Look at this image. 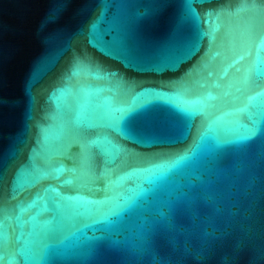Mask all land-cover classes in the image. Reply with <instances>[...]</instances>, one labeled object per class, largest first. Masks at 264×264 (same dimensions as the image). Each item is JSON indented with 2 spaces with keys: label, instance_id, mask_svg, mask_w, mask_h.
I'll return each mask as SVG.
<instances>
[{
  "label": "water",
  "instance_id": "obj_1",
  "mask_svg": "<svg viewBox=\"0 0 264 264\" xmlns=\"http://www.w3.org/2000/svg\"><path fill=\"white\" fill-rule=\"evenodd\" d=\"M0 264H264V0H0Z\"/></svg>",
  "mask_w": 264,
  "mask_h": 264
},
{
  "label": "snow or ice",
  "instance_id": "obj_2",
  "mask_svg": "<svg viewBox=\"0 0 264 264\" xmlns=\"http://www.w3.org/2000/svg\"><path fill=\"white\" fill-rule=\"evenodd\" d=\"M188 115H194L193 113H188Z\"/></svg>",
  "mask_w": 264,
  "mask_h": 264
}]
</instances>
